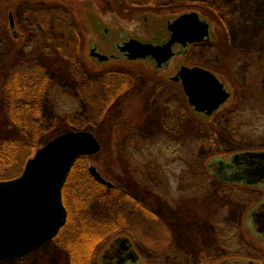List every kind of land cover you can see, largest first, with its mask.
Wrapping results in <instances>:
<instances>
[{
  "label": "flooded vegetation",
  "instance_id": "flooded-vegetation-1",
  "mask_svg": "<svg viewBox=\"0 0 264 264\" xmlns=\"http://www.w3.org/2000/svg\"><path fill=\"white\" fill-rule=\"evenodd\" d=\"M7 2V23L0 25V55L7 59H0V81L6 78L10 82L12 76H45L46 64L55 68L68 65L66 76H73L74 96L81 101L78 89L83 83L78 81L87 77L86 88L91 90L87 98L91 107L104 112L100 126L106 132L108 129L107 145L116 146L117 158H113L110 147L104 159L108 167L111 162L118 163L115 178H105L94 165L87 164L90 176L101 184L97 188L88 186L90 206L85 211L92 231L104 237L95 264H141L143 256L136 239L142 233L158 239L162 231L168 241L157 254L168 251L167 256L175 259L170 264H264L252 254L255 247L260 248L253 237L264 242V232H253L255 223L257 230L264 231V176L257 173L255 177L264 167V158L252 157L254 153L264 157V110L259 111L253 102V94L259 101L264 98V68L249 72L253 51H244L245 45L237 46L247 57L237 62L242 75L221 72L226 49L215 37L211 20L194 7L166 17L163 36L143 40L123 30H110L91 8L88 24L79 27L62 18L60 0ZM190 11L197 12L208 24V39L174 43L172 57L160 68L151 57L132 58L135 54L128 44L166 42L171 36L168 23ZM50 25L68 34L77 31L82 56H61L51 41L54 36L47 31ZM33 41L36 48L30 53L26 48ZM232 42L230 38L234 47ZM168 67L170 71H165ZM182 68L211 72L223 84L227 98L217 107L212 96L197 103L189 93L191 76H182ZM142 69L152 76H141ZM93 91L97 94L92 95ZM95 123H90L88 131L100 150L104 145ZM159 142L171 149L173 155L167 158L171 170L169 165L165 169L173 172L177 183L160 185L157 179L158 160L148 156L146 146ZM90 167L104 182L91 174ZM74 188L73 194L78 196V187ZM136 224L138 229L132 227ZM238 240L244 250L233 246Z\"/></svg>",
  "mask_w": 264,
  "mask_h": 264
},
{
  "label": "rangeland",
  "instance_id": "rangeland-1",
  "mask_svg": "<svg viewBox=\"0 0 264 264\" xmlns=\"http://www.w3.org/2000/svg\"><path fill=\"white\" fill-rule=\"evenodd\" d=\"M4 1L6 0H0V2ZM65 1H68L72 6H85L91 8L95 15L102 20L104 26L108 27L110 30H123L129 35L137 36L143 40H153L157 36H163L166 17H172L185 8L194 7L211 20L212 28L216 35L215 37L219 38L221 43L223 42V47L226 49L222 59L225 65L222 67L221 72L230 76L232 72H237L242 75L243 71L238 69L237 62L247 58L244 53L247 48L253 51L252 55L249 56L250 61L252 60L253 62V66L249 72L258 73L261 71V68H259L260 66L264 68L262 64L264 61V0H155L152 2L151 0ZM169 8L172 10H168ZM61 12L63 15L62 18H66L71 24H76L73 15V13L76 14L75 11L69 13L68 10L61 9ZM77 12L79 15L80 12ZM47 31L50 32L51 37L54 36L50 39L62 53L61 56L72 58L76 56L75 54L77 53L80 57L82 56L83 48L80 43L81 36L79 37L77 31L74 34H68L63 30H59V27H55V25L47 26ZM2 33L4 34L5 32ZM230 38L233 41L232 44L234 43V47L230 46ZM35 43L36 41H33V43L31 42L30 46L26 48V51L28 50V52L33 53L34 48H36ZM239 45H245V48L243 47L244 51L237 48ZM226 47H228V49ZM0 59L2 62H6L7 58L0 55ZM58 66L59 65H56V67ZM59 67L62 68H55L53 65L46 64L44 68L45 76H36V78L44 77L49 81L47 83L48 88L43 92L40 101L41 126L47 130H55L57 135L65 131L63 129L67 124H71V127H68L66 130H88L93 120L98 122V124L95 123L93 125L98 136L102 138L104 147L91 158L85 156V160L87 164L94 165L105 178H115L119 173L118 163L113 160L115 163L112 164L111 162L108 167L104 160L108 157V149L113 147V145H107L108 129L106 132V130L102 129L100 126V124H102L104 112L99 111L95 107H91V100L87 98V96L91 94V90H87L85 84L87 77L81 76L83 78L78 81L81 84L83 83V87L78 89V95L82 96L80 101L78 99L79 96L78 98L74 96L76 87L73 84V76H66L67 72L65 68L69 66L62 64ZM85 69L86 66L84 65L82 72ZM165 71H170L169 67L166 68ZM141 76L152 75L148 71L143 70ZM252 80L253 83H255L254 88H258L254 77ZM94 93L97 94V91H93L92 95ZM253 98L254 105H258V110H264V98L259 101L257 100L259 96L254 94ZM4 106L0 108V117L4 116L3 114L7 111ZM21 128V130H24V127ZM40 139L41 137H39V140ZM44 139L33 148L28 160L34 156L38 148L48 141H46V138ZM115 147H113L112 154L114 159H116L118 155ZM146 152L148 156L151 154V156H153L152 158L156 157L155 159L158 160L160 169L157 173V179L160 185H165L167 181L172 184L177 183L176 176L173 175V172L169 171L171 170V164L167 162V158L173 155L171 149L167 150L166 146L163 145L162 142H159L157 146L148 144L146 146ZM97 165L99 167H97ZM167 165H169L168 171L165 169ZM164 174L166 176H164ZM257 206L258 205H255L254 208ZM163 207H165V205ZM88 210L89 209H87V211ZM75 225L76 224H71L68 228L61 229L57 234L59 235L61 233L60 236L45 242L39 248L33 250L30 255L12 261L0 260V264H67L66 242L73 238L74 230H77ZM132 227L134 229L139 228L138 224ZM253 228H255V226H253ZM239 231H241V225L238 226V233ZM253 232L258 233L256 230ZM163 233L164 231H162V236H157L159 237L158 239L149 238L146 233H142L143 235L136 239L135 243L138 245V249L141 250L140 252H142L143 256L141 264H170L175 260L167 256L168 251L163 254H157V251L166 248L168 240ZM240 237L242 236L239 234L238 238L240 239ZM103 242L102 240V243ZM253 242L255 246L262 249H257V247H255L252 254L254 257H259L260 260H264V242L256 237H253ZM102 243H99L97 246V252L98 247ZM228 245L230 246L229 241ZM235 245L244 250V248L239 245V240L233 243V246Z\"/></svg>",
  "mask_w": 264,
  "mask_h": 264
},
{
  "label": "water",
  "instance_id": "water-1",
  "mask_svg": "<svg viewBox=\"0 0 264 264\" xmlns=\"http://www.w3.org/2000/svg\"><path fill=\"white\" fill-rule=\"evenodd\" d=\"M167 27L171 36L162 44L140 41L128 44L135 54L132 58L151 57L160 68L172 57L174 43L209 38L208 24L195 11L177 16ZM180 72L182 76H191L189 93L197 103L212 96L216 97L214 107H217L227 98L223 84L211 72L201 68H182ZM99 148L90 131L69 129L38 148L19 176L0 180V260L11 261L27 255L58 234L67 221L62 188L73 162L79 156L95 154ZM258 154L252 157L264 158ZM90 172L104 182L94 167H90ZM257 173L264 176V167L255 177ZM254 226L257 232H264L257 230L256 223Z\"/></svg>",
  "mask_w": 264,
  "mask_h": 264
},
{
  "label": "trees",
  "instance_id": "trees-1",
  "mask_svg": "<svg viewBox=\"0 0 264 264\" xmlns=\"http://www.w3.org/2000/svg\"><path fill=\"white\" fill-rule=\"evenodd\" d=\"M60 1L62 10L66 9L69 13L76 12V25L83 27L88 24L91 11L89 7H76L68 1ZM8 8L7 0L0 2L1 26L7 23ZM77 11L80 12L79 15ZM12 77L10 82L6 78L0 81V108L5 105L4 108L7 109L4 116L0 117V180L18 176L23 171L33 148L42 139L46 138L47 141L56 135L55 130H47L41 126L40 101L43 92L48 88L49 81L44 77L36 78V76ZM21 127H24V130H21ZM68 127H71V124H67L63 130ZM89 185H94L96 188L101 186L90 176L85 156H79L73 163L62 191L63 202L68 212L67 226L63 228H68L71 224H76L77 228L74 230L73 238L66 242L67 264H95L97 246L104 239L101 234L92 231L86 222L88 215L85 211L90 206ZM74 187H78V196L73 194L76 191ZM98 203V201L95 203L96 206L99 205ZM114 226L111 227L113 229L118 227Z\"/></svg>",
  "mask_w": 264,
  "mask_h": 264
}]
</instances>
